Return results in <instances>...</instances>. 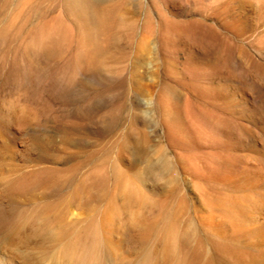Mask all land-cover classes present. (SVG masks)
Here are the masks:
<instances>
[{
	"label": "rangeland",
	"instance_id": "obj_1",
	"mask_svg": "<svg viewBox=\"0 0 264 264\" xmlns=\"http://www.w3.org/2000/svg\"><path fill=\"white\" fill-rule=\"evenodd\" d=\"M0 264H264V0H0Z\"/></svg>",
	"mask_w": 264,
	"mask_h": 264
}]
</instances>
